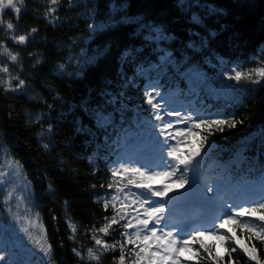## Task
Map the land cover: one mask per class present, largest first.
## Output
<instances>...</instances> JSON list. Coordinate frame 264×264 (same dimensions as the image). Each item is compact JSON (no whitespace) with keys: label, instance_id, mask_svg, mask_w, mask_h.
I'll use <instances>...</instances> for the list:
<instances>
[{"label":"trees","instance_id":"obj_1","mask_svg":"<svg viewBox=\"0 0 264 264\" xmlns=\"http://www.w3.org/2000/svg\"><path fill=\"white\" fill-rule=\"evenodd\" d=\"M17 7L19 14L0 10V68L9 73L0 71V145L31 183L51 264H119L124 229L98 230L116 211L105 209V201L129 176L140 180L123 172L117 184L121 177L112 176L128 144L146 131L159 135L146 91L159 93L161 105L170 99L186 115L234 117L235 128L224 126L209 137L210 147L201 148L192 176L196 196L219 201L214 185L223 176L237 186L259 184L264 198V78L253 72L251 79H229L236 71L264 68V0H19ZM19 35L28 37L24 44L13 40ZM204 135L188 136L177 145L179 154L190 153V142L200 148ZM208 165L209 173L198 175ZM165 183L168 194L172 184L180 190L176 179L151 182ZM260 216L264 210L247 223L262 226ZM232 229L235 244L225 242L217 253L207 243L211 254L192 264H216L213 257L219 264H264V239L242 224ZM95 238L115 248L97 245ZM231 248L237 251L230 257ZM124 254L125 264L138 259Z\"/></svg>","mask_w":264,"mask_h":264},{"label":"snow or ice","instance_id":"obj_2","mask_svg":"<svg viewBox=\"0 0 264 264\" xmlns=\"http://www.w3.org/2000/svg\"><path fill=\"white\" fill-rule=\"evenodd\" d=\"M58 0H51V4L55 5ZM10 7L19 14L20 9L16 7L14 0H0V10ZM55 12V8H49L48 14L51 15ZM2 23V21H0ZM13 24L8 23L7 29L12 30ZM32 32L35 33L36 29L33 28ZM28 37L25 35L13 36V40L17 43L24 44ZM10 55L12 61H16L17 57L15 55ZM0 71L7 73L8 68H0ZM255 75L264 78V68H259L255 70H250L247 73H242L236 71L234 75H230L229 79H234L239 82L242 78L251 79ZM254 83H258L259 80H254ZM8 87L11 88V80L7 82ZM24 81L19 80L18 87H23ZM155 87V86H153ZM146 103L151 106L154 119L157 124L154 125V129L159 131V135L155 137L154 148L159 151L160 163L157 168H162V171H153L145 169L147 165H141L140 167H128L116 169L112 172V176L115 178L120 176L121 183L124 179L122 173L128 172L134 176H139V181H134L131 176L127 178V184L129 187H117L115 195L112 196V200L105 201V209L111 206L116 209L115 214L111 217H106V224L104 227L100 228L98 231L107 233L108 229L113 225H118L123 228L124 231L121 232V236L124 238L120 242L121 256L119 258V264H125V261L129 259L124 253L125 251L131 252L138 259L135 264H144L145 260L147 264H160L156 260V257H161V261L167 262V264H182L179 259V255L183 252H190L194 257L201 259H207L201 253V249L204 252L211 254L210 248L206 247L203 243L202 238L206 235L211 236L220 242L223 247L225 242L229 240L230 237L218 232L217 229H224L228 225L236 224L247 228L250 233L260 239H264L261 233H264V216H260L262 226H254L249 223L243 222L240 218L254 215L259 210H264V202H253L251 206H240L237 207L231 203L226 205L222 204L220 207L223 209V215L217 216L211 225L206 228L191 229L190 226L179 224H173L169 221L167 206L170 201L177 199L175 196H168V191L170 188L169 183H165L162 187H153L151 182L158 178H165L171 181L173 177H176L175 186L183 188L185 183H189V189L185 192L180 193L181 197L189 196L195 194L196 187L194 181L195 177L189 179V173L193 172L195 165L199 163V158L203 156L201 148L210 147L213 143L209 140L216 131L223 133L224 126L229 129L235 128L236 122L234 117L229 115H208V116H197L192 115H182L181 112L167 108L166 105H161L157 96L159 93H153L146 91ZM163 99V97H161ZM165 117H176L178 118L175 122L171 119H166ZM98 119L103 126L106 123V118L104 115L98 114ZM242 123V122H241ZM178 124L187 125L185 128H178ZM194 129H200L201 132H207L204 135L200 143V148L195 151L190 152L187 156L182 157L179 152L177 145L182 141L178 139L187 138L188 136L197 137L201 135V132H197ZM176 140L177 144L173 145L172 141ZM205 142H208L207 144ZM165 152L167 153V158L165 157ZM168 158H171L170 160ZM108 187L113 188V184H109ZM132 188L139 189V192L132 191ZM209 193L213 190L208 189ZM264 199V198H262ZM117 203L120 207L117 209ZM205 203L210 206H215V201L211 196L205 198ZM216 220H219L217 225ZM123 221V223H121ZM73 231H75V226L70 225ZM175 229V231H173ZM166 242V243H165ZM95 243L101 245L105 248H115V245H107L103 240L95 238ZM199 244V248H194V245ZM126 245H131L130 249H126ZM160 245H164L163 251L160 249ZM228 251V249H226ZM236 248H231L229 251V256L231 253H235ZM249 253L252 259H256L255 256L251 255L254 249H245ZM147 253V255H143ZM79 255V253H77ZM94 259L97 257H93ZM5 257L0 255V261H5ZM216 264L219 261L216 257H213ZM15 264V262H12ZM259 264V261H257Z\"/></svg>","mask_w":264,"mask_h":264},{"label":"rangeland","instance_id":"obj_3","mask_svg":"<svg viewBox=\"0 0 264 264\" xmlns=\"http://www.w3.org/2000/svg\"><path fill=\"white\" fill-rule=\"evenodd\" d=\"M14 3L17 7L19 0H14ZM6 8L14 11V9L10 7ZM0 51L4 52L1 47ZM2 73L8 78V72ZM188 86L190 87V84H188ZM164 100L165 105L170 109L173 108V110L181 112L182 115H186L179 105L172 103L170 99ZM165 118L171 119L174 122L178 119L176 117ZM177 127L184 128L187 127V125L178 124ZM156 136H158V133L155 134L153 131H146L145 136H143L141 140L128 144L125 154L121 155L120 160L122 162L120 164L118 163V169L121 168L122 164L130 163L147 165V169L162 171V168H157L160 159L158 156V149L154 148ZM178 139L181 141L185 140V138L180 137H178ZM191 144V151L189 150V152L195 151L192 142H190V145ZM147 157H153L154 162L147 163L145 161ZM200 163L201 157L199 158L198 164ZM210 167L211 166L208 165V167L202 169L198 175L208 174ZM193 173L194 171L189 173V179L192 178ZM174 179H176V177L172 178V180ZM122 184V187H129L127 182ZM172 186L173 190L168 196H175L177 199L169 202V208L167 209L169 221L181 226L188 225L190 226V230L206 228L212 224L217 216H222L223 209L220 206L224 204V201L240 207L251 206L253 202H259L263 198L259 184L255 185L245 182L237 186L233 183H228L227 177L223 176L220 177L214 185L216 194L220 196L219 201H215V206H210L205 203L204 196H196L193 194L181 197L180 193L189 189L188 182H186L184 187L180 188V190L174 189L173 184ZM132 191L139 192L140 190L132 188ZM112 196L108 201L112 200ZM32 203L33 189L31 183L28 181L19 163L14 161L0 145V255L6 258L5 261H0V264H12V262H15V264H51L48 259L50 255L49 246L45 242L44 230L38 215L33 210ZM224 205H226V203ZM119 207L120 205L117 203V209ZM249 217L250 216H246L240 219L247 223ZM216 223L218 225L219 220H216ZM217 230L230 237L229 240L226 241L229 245L236 243L232 225ZM173 231H175V229H173ZM202 240L206 247L207 243H209L208 246H211L217 253L222 252L220 242L215 238L203 237ZM163 248L164 245H160L161 251H163ZM194 248H199V244L194 245ZM184 253L185 254L179 255L182 264H192L194 262L192 253ZM201 253H204L203 249H201ZM143 255L146 256L147 253ZM156 260L160 262V264H167V262L161 261V257H156ZM199 263H203V261L199 260ZM144 264H147L146 260Z\"/></svg>","mask_w":264,"mask_h":264}]
</instances>
